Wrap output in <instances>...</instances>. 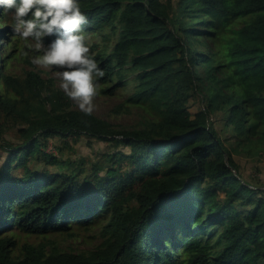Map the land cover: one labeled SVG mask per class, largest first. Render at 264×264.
Here are the masks:
<instances>
[{"label":"trees","instance_id":"trees-1","mask_svg":"<svg viewBox=\"0 0 264 264\" xmlns=\"http://www.w3.org/2000/svg\"><path fill=\"white\" fill-rule=\"evenodd\" d=\"M79 2L104 71L98 95L129 89L108 115L139 119L86 115L53 78L11 72L13 29L0 28V264H261L264 187L241 177L233 151L264 153V0ZM10 129L20 144L5 140ZM71 135L128 151L102 153L83 175L84 159L44 150ZM37 159L69 170L36 171ZM95 225L92 247L61 246Z\"/></svg>","mask_w":264,"mask_h":264},{"label":"clouds","instance_id":"clouds-1","mask_svg":"<svg viewBox=\"0 0 264 264\" xmlns=\"http://www.w3.org/2000/svg\"><path fill=\"white\" fill-rule=\"evenodd\" d=\"M9 10L13 32L33 53L31 63L56 67L64 94L90 115L93 97L99 91L97 78L104 71L90 53L82 29L87 17L79 0H0V12ZM47 36L55 38L45 44Z\"/></svg>","mask_w":264,"mask_h":264},{"label":"rangeland","instance_id":"rangeland-1","mask_svg":"<svg viewBox=\"0 0 264 264\" xmlns=\"http://www.w3.org/2000/svg\"><path fill=\"white\" fill-rule=\"evenodd\" d=\"M11 20L7 19L6 24L2 26L0 24V28H12ZM1 36V35H0ZM100 39V36H95L92 40ZM2 42V43H1ZM30 43V41H29ZM5 41L0 39V60L3 56H5V48L3 47ZM8 45L11 49L14 48L16 45V51L13 58L9 61L8 69L17 74H23L25 71L29 69L39 70L44 77H51L54 79L55 83L60 86V78L58 75V69L53 66H41V65H34L31 63V57L33 53H28V48L26 42L16 35L13 30L9 34L8 37ZM29 59V61H27ZM129 92L128 90H124L121 93H118L116 96H102L96 95L93 97L92 111L101 116L111 119L113 122L130 125L135 124L138 119L139 115L136 112L120 115L118 117L109 116L110 108L115 105L116 103L120 102L121 99ZM191 101V110L192 112H196L197 109H200L203 105V102L199 95H194ZM76 106L77 102L75 101ZM223 135V134H222ZM224 136V135H223ZM4 138L6 141L12 143L13 145L20 144L22 142V138L19 136V132L14 129H10L7 133H5ZM64 139V138H63ZM225 140L226 137H225ZM2 140H0V143ZM228 146H235L236 143L231 144V142L226 141ZM128 151V148L125 146H120L118 148H114L111 146L110 143H107L102 140L90 139L89 137L82 135L78 138L74 137L73 135L66 137L64 140L60 137H50L48 139L47 145L44 147V150L47 153H54L57 156H62L63 158H71L73 160H80L84 159L86 164L87 173H83V175H88L91 173L90 165L92 162L99 160L102 158V153L113 151V150H120ZM234 158L238 165V172L241 177L257 186L264 187V153H247L244 150H239L238 152L233 151ZM8 156V151L6 148L0 145V165L3 164L6 157ZM34 169L36 171H40L45 168H50L53 171H63L69 170L67 165L63 166H52L49 165L44 161V159H37L34 164ZM103 172V171H102ZM15 173H19L16 172ZM100 225H95L91 227L89 230H80L79 233L75 236H68L67 234L60 235L58 239L60 240L61 246L66 249H70V247L75 248H89L92 247L94 244L100 241ZM29 239L31 241H39L40 238L35 236H27L20 234V240ZM264 264V261L261 262Z\"/></svg>","mask_w":264,"mask_h":264}]
</instances>
